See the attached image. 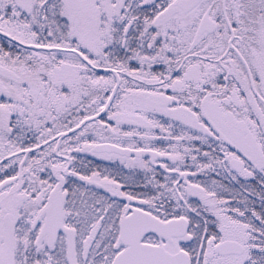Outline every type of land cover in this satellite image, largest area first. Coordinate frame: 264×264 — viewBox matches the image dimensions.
<instances>
[{"label": "snow or ice", "instance_id": "snow-or-ice-1", "mask_svg": "<svg viewBox=\"0 0 264 264\" xmlns=\"http://www.w3.org/2000/svg\"><path fill=\"white\" fill-rule=\"evenodd\" d=\"M0 264H264V0H0Z\"/></svg>", "mask_w": 264, "mask_h": 264}]
</instances>
